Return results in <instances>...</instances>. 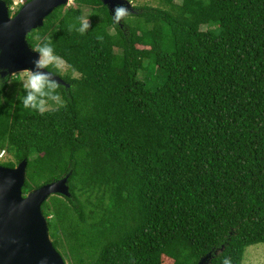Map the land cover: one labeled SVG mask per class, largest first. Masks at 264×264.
Segmentation results:
<instances>
[{
    "label": "trees",
    "instance_id": "16d2710c",
    "mask_svg": "<svg viewBox=\"0 0 264 264\" xmlns=\"http://www.w3.org/2000/svg\"><path fill=\"white\" fill-rule=\"evenodd\" d=\"M159 1L116 25L74 0L27 35L67 64L64 107L0 87V165L27 160L24 194L68 176L42 204L66 264H243L264 243V0Z\"/></svg>",
    "mask_w": 264,
    "mask_h": 264
},
{
    "label": "water",
    "instance_id": "95a60500",
    "mask_svg": "<svg viewBox=\"0 0 264 264\" xmlns=\"http://www.w3.org/2000/svg\"><path fill=\"white\" fill-rule=\"evenodd\" d=\"M71 0H30L17 13L0 0V79L34 67L37 53L27 35L41 27L55 8ZM112 14L114 6L124 5L129 13L136 10L129 0H100ZM47 71V70H44ZM59 84H68L58 75ZM27 160L14 167L0 165V264H66L50 236L42 204L53 194L70 196L68 176L46 183L24 194ZM211 253L197 264H208Z\"/></svg>",
    "mask_w": 264,
    "mask_h": 264
},
{
    "label": "clouds",
    "instance_id": "9594fccd",
    "mask_svg": "<svg viewBox=\"0 0 264 264\" xmlns=\"http://www.w3.org/2000/svg\"><path fill=\"white\" fill-rule=\"evenodd\" d=\"M19 4L21 6L24 3L23 1L21 3L20 0H14L13 7L17 8ZM128 14V8L121 4L114 6L111 17L113 22L117 25ZM73 27L77 32L84 34L89 29L88 19L81 18L78 26L73 25ZM96 39L98 41H103V36L97 35ZM33 50L38 54L33 62L34 67L32 69H27V71L12 73L7 76L9 79H0V87H2L5 82H20L24 92L22 96L18 95L17 99L23 104L25 109L35 110L41 114L45 111L58 110L64 107L65 100L57 91L60 84L54 77L62 68L63 61L61 57L56 54L49 41L40 43ZM50 68L56 71H50ZM4 99L5 98L0 97V103H3ZM222 264H232V261L230 258L225 257Z\"/></svg>",
    "mask_w": 264,
    "mask_h": 264
},
{
    "label": "rangeland",
    "instance_id": "374dc122",
    "mask_svg": "<svg viewBox=\"0 0 264 264\" xmlns=\"http://www.w3.org/2000/svg\"><path fill=\"white\" fill-rule=\"evenodd\" d=\"M131 4L136 8L139 5H150L152 7L161 6L159 0H129ZM74 0H71L69 5L73 4ZM176 3H181L180 0H176ZM87 12V11H85ZM84 18H87V13L84 14ZM63 61V60H62ZM61 74H66L69 72L67 64L63 62L62 68L60 69ZM77 75V74H75ZM12 156L4 153V156L0 161L12 160ZM243 264H264V243H259L255 245L248 246L245 250Z\"/></svg>",
    "mask_w": 264,
    "mask_h": 264
},
{
    "label": "built area",
    "instance_id": "2783aa9c",
    "mask_svg": "<svg viewBox=\"0 0 264 264\" xmlns=\"http://www.w3.org/2000/svg\"><path fill=\"white\" fill-rule=\"evenodd\" d=\"M20 2L22 3V0H20ZM4 153H5V151H0V159L4 156Z\"/></svg>",
    "mask_w": 264,
    "mask_h": 264
}]
</instances>
